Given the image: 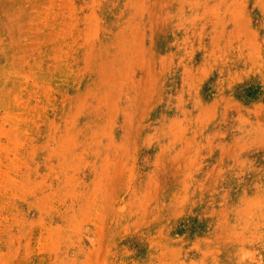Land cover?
Returning a JSON list of instances; mask_svg holds the SVG:
<instances>
[{"label": "rangeland", "instance_id": "rangeland-1", "mask_svg": "<svg viewBox=\"0 0 264 264\" xmlns=\"http://www.w3.org/2000/svg\"><path fill=\"white\" fill-rule=\"evenodd\" d=\"M0 264H264V0H0Z\"/></svg>", "mask_w": 264, "mask_h": 264}]
</instances>
